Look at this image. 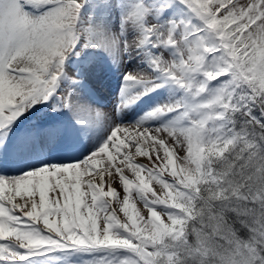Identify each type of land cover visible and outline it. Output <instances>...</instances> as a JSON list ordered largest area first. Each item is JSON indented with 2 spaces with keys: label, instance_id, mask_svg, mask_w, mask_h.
<instances>
[{
  "label": "snow or ice",
  "instance_id": "snow-or-ice-1",
  "mask_svg": "<svg viewBox=\"0 0 264 264\" xmlns=\"http://www.w3.org/2000/svg\"><path fill=\"white\" fill-rule=\"evenodd\" d=\"M0 264H264V0H0Z\"/></svg>",
  "mask_w": 264,
  "mask_h": 264
},
{
  "label": "rangeland",
  "instance_id": "rangeland-1",
  "mask_svg": "<svg viewBox=\"0 0 264 264\" xmlns=\"http://www.w3.org/2000/svg\"><path fill=\"white\" fill-rule=\"evenodd\" d=\"M111 86V87H110ZM109 89H112V92L115 90V82H112L111 84H109V87H108ZM111 92V93H112ZM140 162H146L145 160H144V158H142V157H138L137 158ZM117 163H118V161H117ZM103 162L102 163H100V164H98V169L99 168H101V167H103ZM125 175H127L128 177H129V179H133L134 177H132V175L127 171V170H125ZM116 187L119 189V184H117L116 185Z\"/></svg>",
  "mask_w": 264,
  "mask_h": 264
},
{
  "label": "bare ground",
  "instance_id": "bare-ground-1",
  "mask_svg": "<svg viewBox=\"0 0 264 264\" xmlns=\"http://www.w3.org/2000/svg\"><path fill=\"white\" fill-rule=\"evenodd\" d=\"M108 87H109V86H108ZM110 87H111V86H110ZM111 92H112V89H109V88H108V90L104 92L105 97H106V98H110V96H111ZM106 102H108V101H106ZM102 162H103V161H102ZM102 162H101V163H102ZM103 163H104V162H103ZM96 167H97V169H98V165H96Z\"/></svg>",
  "mask_w": 264,
  "mask_h": 264
}]
</instances>
